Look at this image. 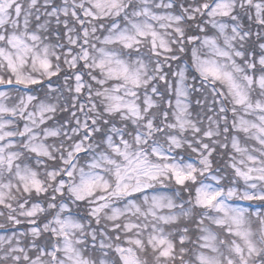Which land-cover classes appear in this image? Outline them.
Here are the masks:
<instances>
[{"label":"snow or ice","instance_id":"obj_1","mask_svg":"<svg viewBox=\"0 0 264 264\" xmlns=\"http://www.w3.org/2000/svg\"><path fill=\"white\" fill-rule=\"evenodd\" d=\"M0 264H264V0H0Z\"/></svg>","mask_w":264,"mask_h":264}]
</instances>
